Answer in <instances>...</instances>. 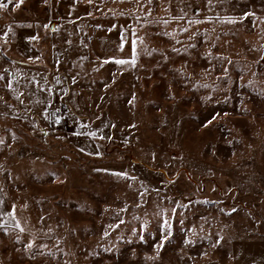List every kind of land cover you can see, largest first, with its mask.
I'll return each mask as SVG.
<instances>
[{
	"label": "rangeland",
	"instance_id": "374dc122",
	"mask_svg": "<svg viewBox=\"0 0 264 264\" xmlns=\"http://www.w3.org/2000/svg\"><path fill=\"white\" fill-rule=\"evenodd\" d=\"M42 1L37 56L0 40V264H264V0Z\"/></svg>",
	"mask_w": 264,
	"mask_h": 264
},
{
	"label": "crops",
	"instance_id": "0c3cea01",
	"mask_svg": "<svg viewBox=\"0 0 264 264\" xmlns=\"http://www.w3.org/2000/svg\"><path fill=\"white\" fill-rule=\"evenodd\" d=\"M18 2L19 0H0V5H6V7H0V40L9 46L10 55L5 57L19 58L22 62V60L32 59L38 55L39 51L35 49L34 45L30 44L36 41V39H30V37L35 36L39 40L42 36L39 35L38 26L47 25L49 30L54 31L61 22L49 15V7L45 1L22 0L20 6L16 7ZM22 11L27 12V17L17 14ZM31 12H34V14ZM39 12L42 18L39 17ZM45 13L46 17H44ZM25 25H27L26 28ZM0 141H3L0 143V147L8 142V135L4 130H0ZM1 186L2 176L0 174Z\"/></svg>",
	"mask_w": 264,
	"mask_h": 264
},
{
	"label": "snow or ice",
	"instance_id": "6c2138e0",
	"mask_svg": "<svg viewBox=\"0 0 264 264\" xmlns=\"http://www.w3.org/2000/svg\"><path fill=\"white\" fill-rule=\"evenodd\" d=\"M151 2H152V0H149V3H151ZM20 3H22V0H19V2L16 4V7H19V6H20ZM87 3L91 4V3H93V0H87ZM137 3H139V0H137ZM0 7H6V5H0ZM89 15H91V13H89ZM244 15H245V16H248V15H252V14H251V13H247V12H245ZM193 22H194V23H200L199 20H197V21H190V23H193ZM44 27H47V25H45ZM110 30H111V29H110ZM182 31H187V29H182ZM30 39L35 40V39H37V37L33 36V37H30ZM131 43H132V58H131V60L116 59V60L114 61L116 64H118V65L131 64V65L135 66V63H136V60H135V56H136V48H135L136 41L133 40ZM123 47H124V45H123V36H122V42H121V45H120L121 51H123ZM193 47H194V46H193ZM173 51H177V49L173 48ZM36 59H39V57H37ZM110 59H111V58H110ZM108 62H109L108 60H105V61H104V63H108ZM58 63H59V62H58ZM229 63H231V61H229ZM224 71H225V73H227V69H225ZM0 79H6V77H2V76H0ZM72 79H73V83H75V82H76V78L73 77ZM57 83H59V79H57ZM6 86H7L9 89H12V81L6 79ZM204 86L207 87V85H204ZM49 91H51V89H49ZM17 98H19V96H17ZM133 99H135V96H134V95H133ZM129 103L131 104L132 101L129 100ZM227 114H228V113H224V115H227ZM219 115H220V113H216L215 115H213V116L211 117V119H208V120L205 122L204 127H208V125L212 124V122H213L214 120H216L217 116H219ZM59 122H60L59 119H57L56 123H59ZM90 135H93V136H94L95 133H90ZM2 142H3V141H0V143H2ZM96 154H97V155H100L99 152H97ZM154 158H155V157H154ZM117 175H123V176H126L127 174L121 172V173H117ZM142 196H143V193H141V197H142ZM137 207H139V205H137ZM123 210H124V209H121V211H123ZM175 211H176L175 209H172V212H173V213H175ZM232 211L235 212L236 210L233 208ZM7 215L10 216V217H12L13 220H15V206H14V205H13V210H12V211H9V212L7 213ZM41 219H42V218H41ZM123 222H124V221H120V223H123ZM15 226H16L17 228H20V231H21V232L24 231V228L20 227V223H19L18 221L16 222ZM109 227H117V225H110ZM164 227H166L168 230H167V232H165V233L161 236V241H160V243L156 245V249H157V252H158V253H159V251L164 247V242L167 241V240L171 237V235H172L171 225L168 224L167 221H164ZM103 235H104V236H108V235H109L108 231H105ZM143 239H144L143 236H141V240H143ZM185 243H190V241H187V240H186ZM219 243H220V241L217 240V241H216V244H219ZM27 247H28V248H32L33 245H32L31 243H29V244L27 245ZM106 250H110V249H106Z\"/></svg>",
	"mask_w": 264,
	"mask_h": 264
},
{
	"label": "built area",
	"instance_id": "2783aa9c",
	"mask_svg": "<svg viewBox=\"0 0 264 264\" xmlns=\"http://www.w3.org/2000/svg\"><path fill=\"white\" fill-rule=\"evenodd\" d=\"M56 117L59 119V123H56L57 125V129L59 130H66L67 129V124L65 123V120L63 119V117L61 116V112L59 110H56Z\"/></svg>",
	"mask_w": 264,
	"mask_h": 264
}]
</instances>
